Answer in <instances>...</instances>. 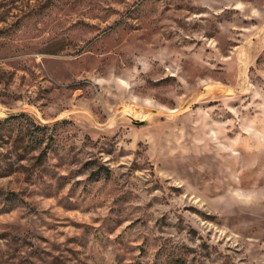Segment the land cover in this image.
Listing matches in <instances>:
<instances>
[{"label":"rangeland","instance_id":"rangeland-1","mask_svg":"<svg viewBox=\"0 0 264 264\" xmlns=\"http://www.w3.org/2000/svg\"><path fill=\"white\" fill-rule=\"evenodd\" d=\"M0 264H264V0H0Z\"/></svg>","mask_w":264,"mask_h":264}]
</instances>
